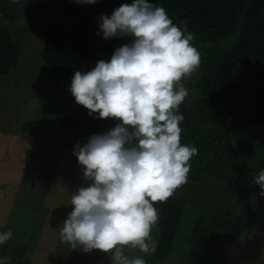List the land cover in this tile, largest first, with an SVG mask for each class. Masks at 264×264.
<instances>
[{"label": "trees", "instance_id": "trees-1", "mask_svg": "<svg viewBox=\"0 0 264 264\" xmlns=\"http://www.w3.org/2000/svg\"><path fill=\"white\" fill-rule=\"evenodd\" d=\"M59 2V8L45 5L44 13L26 8L30 13V29H34L46 40L39 53L43 72L49 77L50 87L61 91L65 83L72 81L76 71H89L88 60L96 56L95 42L103 38L102 33L97 34L100 17L105 14L110 17L116 8L122 4H131L133 0H97L94 4L78 3L76 0ZM148 2L165 8L174 24L183 22L196 37L193 44L204 53L199 68L200 77L192 81L191 86L197 90L196 102L204 110L214 111L212 115L217 119L211 126L187 129L185 144L194 145L198 149V154L190 160L187 182H205L207 175L203 171L204 163L210 157L218 159L229 136L227 116L218 115L216 111L219 109L221 113L222 105L232 103L240 108H249L253 116L243 126L238 150L229 161L231 177L227 184L233 197L241 196L249 200L254 186L242 187L241 181L249 174H258L264 170V158L254 167L249 164L242 167L238 158L244 147L257 144L264 146V0ZM13 10L14 6L8 0H0V20L14 19ZM49 23L52 24L51 28ZM118 40L132 42L128 36L118 37ZM23 49L20 40H14L6 29L0 27V82L7 73L17 68ZM72 104L67 103L68 106ZM188 104V110L195 105ZM117 123L113 118L100 119L98 113L89 115L88 110L78 104L75 112L68 114L67 120H59L60 126L56 130L58 136L68 134L71 140L64 143L52 140L48 143L52 146L51 157L54 161L49 164L51 168L43 166L46 168L38 173L39 179L50 182L55 175L53 170L60 164L68 166L78 162L73 155L74 145L79 143L82 146L83 141L91 135L104 134ZM45 125L46 121L38 119L26 121L20 128L26 134L39 131ZM43 159L49 160L50 157L44 155ZM199 203L193 197L190 201H184L172 196L166 202L154 204L159 215V221L154 226L158 234V246L152 254L151 264L166 259L173 250L186 214L187 220L191 221L188 225L192 232L191 240L200 239L201 244L211 247V253L224 254L230 246L238 243L245 230L262 233V237H256V240L260 239L264 244V213H258L254 205L247 207L239 200H231L230 208L220 212L202 208ZM15 225L13 217H10L0 229V232L11 230L13 233L6 244L0 245V249L4 248L0 250V257H8L10 264H29L41 230L31 224L26 237L21 238L15 235ZM214 244L218 246L214 247Z\"/></svg>", "mask_w": 264, "mask_h": 264}, {"label": "clouds", "instance_id": "clouds-1", "mask_svg": "<svg viewBox=\"0 0 264 264\" xmlns=\"http://www.w3.org/2000/svg\"><path fill=\"white\" fill-rule=\"evenodd\" d=\"M100 33L132 42L92 70L76 71L70 91L89 115L118 123L74 145L88 183L72 195L73 210L59 234L72 249L111 253V264H148L144 257L158 246L154 204L187 183L190 160L198 154L194 145L181 144L180 106L190 95L185 85L198 72L202 53L183 22L174 24L165 8L148 0H133L100 17ZM254 183L264 190V170ZM12 236L11 230L0 232V245ZM0 264L10 259L0 257Z\"/></svg>", "mask_w": 264, "mask_h": 264}, {"label": "rangeland", "instance_id": "rangeland-1", "mask_svg": "<svg viewBox=\"0 0 264 264\" xmlns=\"http://www.w3.org/2000/svg\"><path fill=\"white\" fill-rule=\"evenodd\" d=\"M9 3L14 6L13 14L20 16L18 19L0 20L1 25H8L13 32L14 40H20L23 48L28 46V38L30 33L34 32V29H30V13L28 9L38 10L42 13L46 12L43 9L45 5H51L53 8H59V0H29L24 7L25 0H8ZM94 11V9H92ZM13 21V22H12ZM49 28L52 24H48ZM26 31V33H25ZM26 40V41H25ZM38 45H40V38L37 37ZM44 42V37H41ZM96 56L94 59L88 60L89 71L92 70L96 63L103 59L105 61L110 60L114 51L124 44H128L127 41H119L118 37L112 39H97L95 42ZM91 48V44L88 45V49ZM23 49V50H24ZM204 56L202 53L201 58ZM29 60V59H28ZM28 60L23 61L21 66L13 73V80L24 85L25 98L20 91V98L18 100L25 99L24 106H21V115L17 120L23 123L27 120H38L41 119L49 124L48 131L51 132L54 129V123L59 120L68 119V114L75 112L78 104L75 102V98L70 91L71 82L65 83V86L61 91L58 89L53 90V86L50 87V81H46V72H43L40 57L35 56V64L33 68L28 65ZM34 69L37 77L39 78V84L36 83L37 89L33 87V82H30L25 75H31L30 71ZM34 73V72H32ZM9 73L6 74V76ZM200 71L193 76V78L186 83V87L189 89L190 95L186 97L185 102L182 105L193 103L197 105L196 95L197 90L191 86L192 81H196L199 77ZM6 77L0 82V92H5L6 95H10L14 85L11 87L10 84L6 83ZM43 90L44 97H39L40 91ZM49 90V93L47 91ZM66 93V94H65ZM4 95V94H3ZM64 95H66L64 97ZM2 97V95H0ZM74 100H73V99ZM72 103V106H68L67 103ZM17 101V99H14ZM196 102V103H194ZM14 102H12V105ZM188 104V105H189ZM10 109V101L6 103ZM6 105L0 104V112L6 113L4 125L10 123V114L7 112ZM11 105V106H12ZM192 105V104H191ZM194 108V106H193ZM187 112L189 115L187 125L182 122L181 133V144L183 145V137L190 126L203 127L204 125L211 126L217 118L213 117L214 111L200 109H193ZM221 113L217 109L218 115H226L229 120V136L225 140L218 159L213 160L211 157L203 165V171L207 177L204 183L194 184L187 182L186 184L179 187L174 197L184 199V201H190L193 197L196 201H201L199 204L202 208L209 210L223 212L228 210L229 204L235 201L236 196H232L228 189V182L231 177V168L229 161L236 154L238 145L241 140L244 128L243 126L252 119V111L249 108H240L235 104L222 105ZM188 110V107H187ZM41 114V115H40ZM61 114L60 117H56ZM23 115V116H22ZM25 115H29L27 118ZM13 117V113H11ZM57 118V121L55 119ZM193 118V121L191 120ZM13 119V118H12ZM66 139L71 137L68 134L58 136L57 138ZM67 142V141H66ZM87 142V139L83 141V144ZM58 143V141H57ZM264 158V146L254 145L253 147H244L239 153L238 162L243 167L246 164L254 167L261 159ZM78 160V159H77ZM36 164L32 162L29 164L30 168L26 169V172H18L16 179L19 180L17 187L20 189L19 198L15 202V205L11 208L12 214H16L13 218L15 221V235L23 238L26 237V231L30 229V225L33 224L35 227L38 226L40 229L39 236L36 240L38 243V249L33 250V256L30 259L29 264H111L110 255L111 253H105L98 249H93L90 252H85L81 247L72 249L70 244L62 242L59 229L62 227L63 222L66 220L68 214L73 210L71 205V198L74 192L81 186L86 185L88 182L83 179L82 166L76 161L73 164L62 163V168L57 174L52 177L50 182H45L38 177V173L44 168H51L49 166V160L37 158ZM43 163V166L39 164ZM68 164V163H67ZM33 167V168H32ZM233 170V168H232ZM27 173V174H25ZM256 173L249 174L241 181L242 187L254 186L256 192H262L259 186L254 183ZM228 177V178H227ZM227 178V179H225ZM21 181V183H20ZM228 181V182H226ZM14 182V181H13ZM257 188V189H256ZM16 189V188H15ZM255 190L253 192H255ZM252 192V193H253ZM23 194V195H22ZM255 206L259 212L264 213V198L260 197V194H254ZM234 199V200H233ZM245 198L241 197V200ZM249 201V200H248ZM252 201V197H251ZM251 201L247 204V207L252 206ZM241 202V201H240ZM247 199L244 200V206H246ZM198 205V204H197ZM18 211H16V209ZM5 219H8L9 211L4 213ZM3 217L0 216V226L2 225ZM187 220V214L182 219V224L178 235L175 238L173 250L167 256L166 259L160 260L157 264H264V244L262 240L257 238L262 237V233H250L246 230L241 234L237 244L232 245L225 251L224 254H216L209 252L210 246L201 244L200 239H192V232H190L189 223ZM42 226V228H41ZM20 233V234H19ZM153 236L157 239V230L154 227ZM257 237V238H256ZM35 243V244H36ZM218 244H214V247ZM213 247V244H212ZM0 250H4L1 248ZM128 252V249H125ZM44 254V255H43ZM143 255L142 253H139ZM61 255V256H59ZM223 256V257H222ZM5 257V256H2ZM148 264H151L152 255L144 257Z\"/></svg>", "mask_w": 264, "mask_h": 264}, {"label": "crops", "instance_id": "crops-1", "mask_svg": "<svg viewBox=\"0 0 264 264\" xmlns=\"http://www.w3.org/2000/svg\"><path fill=\"white\" fill-rule=\"evenodd\" d=\"M26 3H24V5H23L24 7H26ZM18 18H20V16L15 14L14 19H18ZM14 19H13V21H14ZM5 22H7V20ZM0 27L6 29L9 32L10 36L14 39L13 32L9 28V24L8 25H1L0 24ZM25 33H26V31H25ZM37 37L40 38V40H39L40 45H38ZM27 42H28V46L26 44V48L21 53L17 68L10 71L9 74L7 76H5V78L9 76V78L6 80V83L10 84L11 87L14 85L15 86L14 89H12L10 95H6L5 92H0V95H2V97H0V104L1 105H6V103L10 101V109L7 107V105H6V107L8 110L7 112L10 114V118H11V119H9L10 123L5 126L4 121L6 118V113L0 112V216L4 218V220L2 221V225L0 226V229H2L4 227V225L8 222L10 217L14 218V216L17 215V213L12 214V211H11V208L15 205V202L17 200H20V203L22 202L21 199L19 198L20 189L18 188V192H17V187H16V185H18V182H19V180L16 179L17 173L18 172H26L25 169H27V167L29 166L30 163H31V165H32V162H35V164H36L35 160H37V158H39L40 160L43 159L44 155H47L48 157H50L49 162L54 161V160H52V157H51V153H52L51 147L52 146H50L48 143L52 140L55 143H57V141H58V143H60V142L64 143L66 141H69V139H70V138L66 139V137L64 140L61 138H57V134H56L57 124H55V123H54V129L51 132L48 131L49 124H46L43 127V129H41L39 131H34L32 133H26V134H23L21 132V128H20L21 126L20 125L22 123H20L16 117L21 115V106H24L23 104L26 101H25V99H23V100H18V99L21 96L20 91H21L22 95L24 96V98L26 97L25 96L26 94L24 91V85L21 84V86H20V84L18 82H15L13 80V73L21 66L23 61L28 60V59H29L28 65L31 68H33V66L35 64L34 63L35 62L34 61L35 56L38 55V57H39V53H40V51L44 45V42L41 40V36H39L38 32H35V31L30 33V36H29ZM32 72H34V73H32ZM30 73H31V75L28 74V75H25V77L30 82H33V87L37 90V92H39V89H37V85L39 84V80H38L39 78L37 77V74H36L34 69H32L30 71ZM45 78H46V81L48 82L49 81L48 75ZM37 82H38V84L36 85ZM47 93H49V90L47 91ZM38 95L41 99H43V97H44L43 90H41ZM14 99H17V101H15ZM12 102H14L13 105H12ZM64 102H65V100H64ZM192 108L193 107L191 106L190 110H187V105H181L180 106V112L184 116L183 122L186 125H187V122L189 121V119H188L189 115H187V112L191 111ZM196 108L200 109V111L201 110L203 111V109H201V105L199 103H197V105L195 104L194 108H193L196 111H198ZM11 113H13V117H11ZM28 116L29 115H25L26 118ZM60 116H61V114L57 115L56 117H60ZM56 117H55V119L57 121ZM187 119H188V121H187ZM191 120L193 121L192 117H191ZM27 121H30V120H27ZM204 126H209V125H204ZM194 127L195 126H190L188 129L194 128ZM181 128H182V126H181ZM186 132H187V128H186ZM186 132H185V134H186ZM184 137H185V135H184ZM184 137H183V144H185ZM39 165L43 166V163H40ZM62 167H63L62 164H60L57 168H55L53 170L55 172V175L57 174L56 172H64L63 170L60 171ZM255 175H257V174H255ZM227 178H225V179H227ZM226 182H228V181H226ZM20 183H21V181H20ZM260 193H261L260 191L256 192V190H255V192L251 193L252 201H251V197H250L249 201L247 200L246 205L251 201V205L255 206L254 194H260ZM260 197L264 198V195H260ZM238 200L241 201V203H244L245 199L241 200V196H236L235 202H238ZM15 209H16V211H18L17 208H15ZM255 209L258 213H261L256 208V206H255ZM6 211H9L10 216L8 217V219H5L6 217H5L4 213ZM261 214H263V213H261ZM37 249H38V243H36L34 246V250L36 251ZM32 256H33V254H32Z\"/></svg>", "mask_w": 264, "mask_h": 264}]
</instances>
